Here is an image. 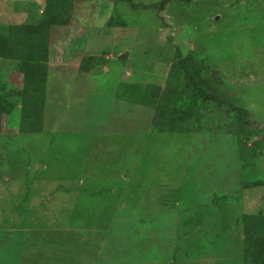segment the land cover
I'll return each mask as SVG.
<instances>
[{"label":"rangeland","instance_id":"rangeland-1","mask_svg":"<svg viewBox=\"0 0 264 264\" xmlns=\"http://www.w3.org/2000/svg\"><path fill=\"white\" fill-rule=\"evenodd\" d=\"M155 1L66 0L68 25L50 27L28 60L0 58V264H253L264 0L130 6ZM47 6L0 0V32ZM178 55L258 130L197 97ZM29 60L43 70L25 82Z\"/></svg>","mask_w":264,"mask_h":264},{"label":"trees","instance_id":"trees-1","mask_svg":"<svg viewBox=\"0 0 264 264\" xmlns=\"http://www.w3.org/2000/svg\"><path fill=\"white\" fill-rule=\"evenodd\" d=\"M66 0H49V6L45 9V14L41 20L35 23H22L14 27H9L7 33L0 32V58H23L28 60V55L33 53L35 49L40 48L48 34V30L52 26H64L69 24V19L63 17V15L57 10L60 9V5ZM172 1L189 3L190 0H159L152 3H132V8L142 7L151 8L156 12H161L165 6ZM54 8V9H53ZM44 58L46 55H43ZM86 63L81 64V68L87 70L92 64L93 57H87ZM190 57L177 56L176 67L181 71L187 85L191 90L204 101H211L216 104L227 105L230 108L229 112L235 116L237 121L243 126L251 129L258 130L260 125L258 122L250 116L246 110L234 103L220 99L214 91L208 90L202 86L197 77L194 75L189 65L191 63ZM95 63V62H94ZM93 63V64H94ZM43 66L35 68L33 63L29 60L23 62L22 73L25 82L34 80L40 75ZM19 94H25V90L18 91ZM14 94V93H13ZM2 97H0L1 103ZM263 130V129H261ZM254 246L253 251V264H264V238H254L251 241Z\"/></svg>","mask_w":264,"mask_h":264},{"label":"water","instance_id":"water-1","mask_svg":"<svg viewBox=\"0 0 264 264\" xmlns=\"http://www.w3.org/2000/svg\"><path fill=\"white\" fill-rule=\"evenodd\" d=\"M125 53H123L122 55H121V57L124 55Z\"/></svg>","mask_w":264,"mask_h":264}]
</instances>
